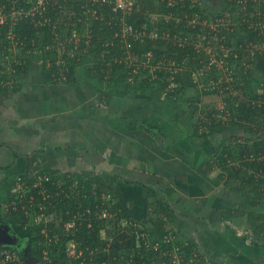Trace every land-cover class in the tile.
<instances>
[{
  "label": "rangeland",
  "instance_id": "374dc122",
  "mask_svg": "<svg viewBox=\"0 0 264 264\" xmlns=\"http://www.w3.org/2000/svg\"><path fill=\"white\" fill-rule=\"evenodd\" d=\"M29 1L46 5L45 0ZM132 1L136 4L139 2ZM163 1L148 2L155 17H160V13L163 12L161 11ZM201 1L200 6L203 9L201 14L205 18L203 23L201 22L202 28L198 30L199 33L191 32L185 40L190 41L192 38V43L204 51L207 50L209 56L203 60V67L193 71V77L197 80L196 85L182 86L183 78H186L182 75H178L179 79L172 81L165 90L155 88L137 91L135 86H127L122 80L110 84L95 76L94 56L89 57L81 50L77 52L76 58L79 60L75 70L78 71L76 75L78 84L69 88H72L78 104L75 105L76 100L73 96L69 106L68 103H63V107H58L62 110H59L60 116L56 115L54 119V123L63 121L66 141L47 139L51 125L49 118L42 131L44 139L26 143L19 134H16L21 141L20 143L19 139L17 141L19 143L17 151L11 149L12 154L2 161V178L7 180L14 196L11 200L7 194L0 195L2 201L0 247L9 244L14 250L20 251L21 258L24 254L25 264H39L36 257L28 254L29 237L22 238L18 235L10 219L5 217L10 208H14V200L17 201V205L25 202V197H20L18 177L25 176L27 157L33 156L36 158L34 168L31 170L33 181L28 182L35 181V173L37 176L46 175L49 180L63 179V184L67 185L68 180L64 177L69 175L70 181L73 182L72 192H77L81 191L87 178L102 177L112 184L113 189L109 193L101 192L100 198L105 202L103 205H114L115 202L121 201L132 214L126 218L128 224L139 223L141 228L152 230L151 220L162 214L169 233L173 234L172 231L179 233L178 238L173 239L174 242L186 248L190 247L189 251L192 252L186 261V255L183 253L186 250L183 248L180 250L179 246L176 248L173 259L178 262L182 260L181 264L200 262L196 251L204 256L205 264H264V234L258 232L259 223H264V201L259 205H252L250 200L254 198L253 195L248 197L232 191L220 178V168L209 170L208 166L209 162L218 160L219 154L227 153L229 139L233 140L231 136H254L253 133H246L241 128L223 127L235 116L233 109L238 101L236 99L243 94L239 90L246 89L244 86L250 71L255 79L259 77L253 55L257 47L245 43L244 36L248 31L245 32L241 27L252 21H249L248 13L236 11L233 17L227 16L228 19H218L217 23H212L209 19L210 14L224 11V8H227L225 6L227 0ZM244 3H242L244 6H248ZM253 6L259 8L254 4ZM255 14L259 15V11L252 13L250 20L254 19ZM230 26H234L235 29L241 27V34L233 36ZM208 27L215 31L221 28L219 33L223 34L207 38V31L202 29ZM56 29L57 39L63 45L67 46L73 41L80 45L83 30L77 24L67 23L65 26L61 24ZM2 31L0 23V45L3 39ZM7 32L8 35H12L9 39L13 44L11 52L14 57L0 49V90H4L7 85L10 87L13 85L15 77L11 74V60H15L19 52V48L15 47L18 45V37L14 36L15 28L9 27ZM202 32H205V35ZM260 47L261 50L264 49ZM49 49L47 45L46 50L33 54L35 67L29 73L31 79L35 73L41 71L43 64L51 61L53 56L48 55ZM53 49L54 47L51 50ZM58 50L63 52L64 47ZM247 51L252 52L250 59L241 57V52ZM71 59L69 65L72 64ZM21 81L22 79H18L17 82ZM226 84L228 86H225ZM214 85L219 90H216ZM77 86L87 91L86 96L78 93ZM14 87L6 90H13ZM25 88L30 90L29 86ZM259 88V81L253 80L247 90L257 91ZM101 90H106L112 95L110 104L100 101L98 94ZM205 90L215 91L204 92ZM227 90L234 92L228 93ZM65 92L62 90V93ZM235 92L239 94L236 95ZM140 122L159 125L163 133L155 135L136 125ZM50 129L56 131L59 128L55 126ZM30 136L36 137L33 134ZM4 144L7 143H2V146ZM4 157L5 154H2V159ZM39 180L44 182L46 179L40 177ZM240 182V179H235L233 184ZM86 194L95 200L99 196L97 193ZM77 201L81 202L80 199ZM162 203L170 205L168 215L162 213L160 206ZM39 205V212L34 213L37 218L34 221L36 224L54 222L58 225V222L63 220L62 215L51 213L45 203L41 202ZM88 209H91V206ZM105 210L102 214L99 212L96 218L100 221L105 220L106 229L100 231L103 239L113 235L117 219L113 210L106 212ZM243 210L254 211L262 215L263 220L255 221L247 215L241 216ZM84 213H81L83 218ZM73 214V209L69 210L68 215ZM66 223L60 234L71 232L73 228L71 224L75 221ZM148 233L149 231L145 229L141 236L146 239V243L151 239L148 244L157 245L158 243L153 237L150 238ZM31 237L35 238V233ZM190 239L195 243L191 245ZM136 243L139 247L142 245L139 238ZM77 249L76 242L70 239L69 253L76 255ZM145 249L149 251L151 245H146ZM138 252L136 247L125 251L122 257L133 260ZM154 263L159 264L158 261Z\"/></svg>",
  "mask_w": 264,
  "mask_h": 264
},
{
  "label": "trees",
  "instance_id": "16d2710c",
  "mask_svg": "<svg viewBox=\"0 0 264 264\" xmlns=\"http://www.w3.org/2000/svg\"><path fill=\"white\" fill-rule=\"evenodd\" d=\"M149 1L139 0L133 11L125 13L121 10L115 11V2L107 0H49L47 6L35 2L30 3L29 0H0V7H4L7 13H11L14 9H24V14L19 16L20 18L10 17L6 23L2 24V49L10 57L14 56L11 52L13 44L7 32L9 27L15 28L14 36L18 37V45L15 47L19 48V52L15 56V60H11V74L15 77L13 89L21 88V82L17 81L23 79L30 66L33 65V54L46 50L47 45L50 48L48 55L58 60H55L49 67L51 81L55 84L77 85L78 71L75 70V67L79 59L76 56L77 52L81 50L89 57L94 56L95 76L110 84L122 80L127 86H135L137 91H148L155 88L165 90L172 81H176L178 75H182L186 76L183 78L184 81L182 79V86L196 85L197 80L193 77V71L203 67V60L209 56L207 50L204 51L192 43V38L190 41L185 42V40L191 32L199 33L198 30L202 28V21L205 19L201 14L202 1L164 0L161 10L163 12L160 13V17L154 16L150 4H148ZM245 1L227 0L225 5L227 8H224L225 10L220 13L213 12L209 19L212 23H217L218 19H228L227 16L231 18L236 14V11H240L248 13L249 21H252L241 27L245 32L248 31L244 36L245 43L257 47L253 55L259 77L255 79L250 71V76L246 79L244 86L246 89L239 90L243 94L236 99L238 101L233 109L235 116L223 127L241 128L246 133H253L254 136H231L233 140L229 139V150L227 153L223 152L225 154H219L218 160L209 162V170L220 168V178L224 180L225 184L236 193L248 197L253 195L254 198L250 200V203L256 206L264 201V49L261 50L260 47H264V0ZM244 2L248 6H244L242 4ZM253 4L259 8L256 9ZM257 11H259V15L255 14L254 19L250 20L252 13ZM45 19L50 24L52 23V27L55 25L56 28L65 23L77 24L83 30L80 45H77V41H73L67 46L63 45L57 39L56 30L58 29H54L53 32L49 25H46ZM124 23H130L134 28L139 29L138 31L144 33L142 39L130 35L124 36L122 30ZM257 24L261 25L257 26ZM241 27L235 29L234 26H230L233 36L241 34ZM220 29L215 31L208 27L202 30L207 31V38H212L215 35L223 34L219 33ZM202 33L205 35V32ZM6 37L8 39L5 40ZM46 43L48 44L46 45ZM53 47L54 49L51 50ZM62 47H64L63 52L58 50ZM57 52L58 56L56 57ZM251 54L252 52L248 51L241 52V57L250 59ZM70 59L71 65H69ZM208 62L211 63L210 60ZM178 68L179 70L174 73ZM253 80L259 81L260 88L257 91L247 90ZM8 87L10 85L5 86L4 90ZM216 87L214 85L215 89ZM214 91L205 90L204 92ZM227 91L228 93L234 92L233 90ZM98 97L107 105L112 100V95L106 90H101ZM141 126L158 133L156 127L146 122H142ZM34 160L36 159L32 157L29 159L25 170L27 181H33L31 170L34 167ZM69 177L71 178L69 175L64 177L68 180L67 185L63 184V179L56 181L51 178L46 183L43 192L39 191L40 188L37 187L27 191L25 202L16 204V208H10L5 216L6 219H10V223L18 235L22 238L29 237L28 254L36 257L39 264H155L154 261H158L159 264H181L182 260L178 262L173 259V252L178 246L180 250L182 248L186 250L183 252L186 255V261L190 258L192 254L189 251L190 247L186 248V246L183 247L174 242L173 239L178 238L179 233L175 231H172L173 234L169 233L162 214L151 220L152 230L141 228L139 223L128 224L127 219L132 214L121 201L115 202L114 205H103L105 202L100 198L101 192L113 191L111 183L102 177L87 178L81 191L72 192L73 182ZM235 179H240L241 182L233 184ZM9 192V197L12 200L14 194L12 191ZM86 192L93 193V195L97 193L99 196H95L97 199L95 200ZM36 199H40L42 203L48 205L51 213L62 215L63 220H60L58 225L54 222L36 224L34 221L37 219L34 213L39 212V203H41ZM79 199L81 202L77 201ZM89 206L91 209H88ZM160 206L162 213L168 215L170 205L162 203ZM71 209L74 214L69 216ZM104 209H106L105 212L113 210L117 219L113 235L103 239L100 236V231L106 229L105 220L100 221L96 218L99 212L102 214ZM83 212H85L84 218L89 217L88 219L83 218L81 215ZM240 215H248L257 221L263 220V216L254 211L243 210ZM71 220L75 221L72 230L69 229L71 232L60 234L64 225L67 224L66 222ZM145 229L149 231V237H153L158 243L157 245L148 244L151 239L146 243V239L141 236ZM263 229L264 223L260 222L258 232L264 234ZM34 233L35 238H32ZM138 238L142 242L140 247L136 243ZM70 239L78 245L76 255L69 254L68 241ZM193 242L191 240V245ZM146 245H151L149 251L145 249ZM5 247L8 246H2V248ZM136 247L139 252L133 260L122 257L125 251ZM15 251L19 255L20 251L18 249ZM196 253L200 261L196 264H205L204 256L197 251ZM20 257H22L21 253ZM21 262L25 264L24 254L22 261L17 264H21Z\"/></svg>",
  "mask_w": 264,
  "mask_h": 264
},
{
  "label": "crops",
  "instance_id": "0c3cea01",
  "mask_svg": "<svg viewBox=\"0 0 264 264\" xmlns=\"http://www.w3.org/2000/svg\"><path fill=\"white\" fill-rule=\"evenodd\" d=\"M44 21L47 23L46 25H49L51 30L54 31V29H56V26L53 25L54 27L53 28L51 26L52 23L50 24L49 22H47L48 21L47 19H45ZM66 24L67 23L62 24V26H65ZM1 48H2V45H0V49ZM34 48L35 47H33V49ZM55 60L56 58L54 59V57H51V61L50 62L47 61L45 64H43L44 66L41 67V71L40 72L38 71V74L35 73V76L33 75V78L31 79L29 73L33 70V67H35L34 62H33V65L30 66L28 73L21 81V84H20L21 88H19L18 90H15V89L0 90V195L2 193V194H7L8 197L10 196V192H9L11 191L10 185L9 183H7L6 179L3 180L2 178L1 166H2V161H4L5 158L7 159L8 156L12 154L11 149H14L15 151H17L16 148L21 142L19 137L17 136L18 134L20 138L24 139L26 143L38 142L39 140H41V138L44 139L42 137L43 127L47 125L48 119L50 118V121H51L50 128L57 126L59 129H57L56 131H53L52 129L49 128L48 129L49 136L47 139H50V141H60V142L66 141L65 139L66 135L63 132V121L54 123V119L56 115L60 116L59 110H62V109L61 108L58 109V107H61V106L63 107V103H68V106L70 105V103H72L73 96L75 94L72 93V88H69V87H74L76 85L64 86V84H61V83L55 84L51 81L49 67L51 66L53 62H55ZM13 86L14 85H12V87ZM26 86H29L30 90L26 89L25 88ZM8 88H11V87H8ZM62 90H65L66 92L62 93ZM78 93L80 95L86 96L87 91L79 87ZM75 100H76L75 105H77L78 104L77 99L75 98ZM42 117L43 119H41ZM141 123L142 122L136 123V125L141 128H145L141 126ZM148 124L153 125L154 127L157 128L158 133L153 132L149 130L148 128H145L148 131L152 132L153 134L160 135L161 133H163L162 128L159 125L152 124V123H148ZM67 126L69 125L67 124ZM68 128L69 127H67V129ZM31 134H33L36 137H31L30 136ZM18 139H19V143L17 142ZM77 140L79 141L78 138ZM2 143H7V144H4L2 146ZM2 154H5V157L3 159H2ZM31 157L35 158L33 156L27 157V163L25 165L24 171L26 170L27 165L29 164V159H31ZM33 162H34L33 163V166H34L36 160H34ZM241 216H245V215H241ZM19 255H20V252H19ZM229 259H231V257Z\"/></svg>",
  "mask_w": 264,
  "mask_h": 264
},
{
  "label": "built area",
  "instance_id": "2783aa9c",
  "mask_svg": "<svg viewBox=\"0 0 264 264\" xmlns=\"http://www.w3.org/2000/svg\"><path fill=\"white\" fill-rule=\"evenodd\" d=\"M45 1H46V6H47L49 0H45ZM107 1L108 2H112V1L115 2V6H114V10L115 11L121 10V11H124L125 13H130L131 11H133L134 10V6L136 4V3H133L132 0H107ZM32 13L34 14V11ZM23 14H24V9L23 8H20L19 10L14 9V11H11V13H7L4 7H0V17H1L0 18V23H1V26H2L3 23L7 22L8 18H10V17L11 18H13V17L20 18ZM122 30H123V35L124 36L130 35V36H132L134 38H141L142 39V36L144 34V33L140 32V31H138L139 29L134 28V26L132 24H130V23H124ZM11 36L12 35L9 34V37H11ZM150 54L151 53H149V55ZM177 71H178V69L175 70L174 73L177 72ZM34 175H35V181L33 183H28L26 176H24V177L19 176L18 177V185H19V187H21V189H20L21 190L20 191V197L21 196L25 197L27 191H31V190L35 189L36 187L40 188L39 191L43 192L44 187L46 186V183L49 180L48 176H46V175L37 176L35 173H34ZM40 177H44L46 180L44 182H41L39 180ZM24 191L26 193H23ZM15 197L17 198L16 192H15ZM31 198L33 199L34 196L31 197ZM36 200L38 202H42L40 199H36ZM13 204H14V208H16L17 201L14 200ZM1 211H2V202H0V212ZM71 225L74 226V224H71ZM73 254H74V251H73ZM0 258H1L0 264H17L20 261H22V258L20 257V255H18L16 253L14 254V253L8 252V251H3L1 253V255H0ZM21 264H23V263L21 262Z\"/></svg>",
  "mask_w": 264,
  "mask_h": 264
},
{
  "label": "bare ground",
  "instance_id": "6f19581e",
  "mask_svg": "<svg viewBox=\"0 0 264 264\" xmlns=\"http://www.w3.org/2000/svg\"><path fill=\"white\" fill-rule=\"evenodd\" d=\"M3 246V245H2ZM6 246H8V247H5V248H0L1 250H0V253H2L3 251H8V252H12V253H16V251L12 248V246H9V245H6ZM3 249H8V250H3ZM69 254H71V253H69ZM0 260H1V258H0Z\"/></svg>",
  "mask_w": 264,
  "mask_h": 264
},
{
  "label": "water",
  "instance_id": "95a60500",
  "mask_svg": "<svg viewBox=\"0 0 264 264\" xmlns=\"http://www.w3.org/2000/svg\"><path fill=\"white\" fill-rule=\"evenodd\" d=\"M12 242V241H9V243ZM13 244V243H12Z\"/></svg>",
  "mask_w": 264,
  "mask_h": 264
},
{
  "label": "flooded vegetation",
  "instance_id": "af4514ba",
  "mask_svg": "<svg viewBox=\"0 0 264 264\" xmlns=\"http://www.w3.org/2000/svg\"><path fill=\"white\" fill-rule=\"evenodd\" d=\"M7 245H9V244H7ZM1 247H2V246H1ZM1 247H0V248H1Z\"/></svg>",
  "mask_w": 264,
  "mask_h": 264
}]
</instances>
